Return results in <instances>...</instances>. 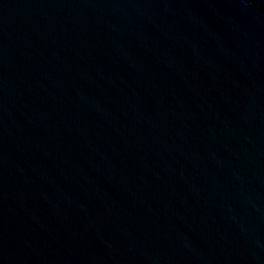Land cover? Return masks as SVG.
Masks as SVG:
<instances>
[{"label": "water", "instance_id": "obj_1", "mask_svg": "<svg viewBox=\"0 0 264 264\" xmlns=\"http://www.w3.org/2000/svg\"><path fill=\"white\" fill-rule=\"evenodd\" d=\"M0 264H264V0H0Z\"/></svg>", "mask_w": 264, "mask_h": 264}]
</instances>
